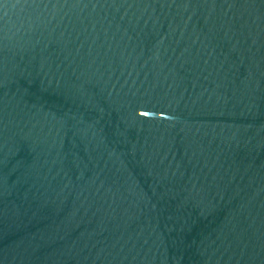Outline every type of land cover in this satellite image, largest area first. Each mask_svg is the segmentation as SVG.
Returning a JSON list of instances; mask_svg holds the SVG:
<instances>
[{"label": "water", "instance_id": "1", "mask_svg": "<svg viewBox=\"0 0 264 264\" xmlns=\"http://www.w3.org/2000/svg\"><path fill=\"white\" fill-rule=\"evenodd\" d=\"M0 264H264V0H0Z\"/></svg>", "mask_w": 264, "mask_h": 264}]
</instances>
